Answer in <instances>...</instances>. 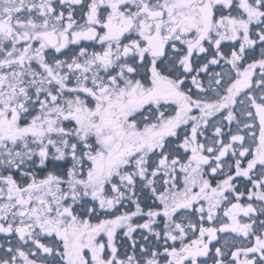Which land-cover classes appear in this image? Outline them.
Returning <instances> with one entry per match:
<instances>
[{
  "label": "snow or ice",
  "instance_id": "snow-or-ice-1",
  "mask_svg": "<svg viewBox=\"0 0 264 264\" xmlns=\"http://www.w3.org/2000/svg\"><path fill=\"white\" fill-rule=\"evenodd\" d=\"M0 264H264V0H0Z\"/></svg>",
  "mask_w": 264,
  "mask_h": 264
}]
</instances>
